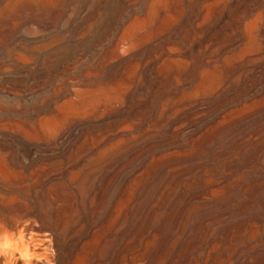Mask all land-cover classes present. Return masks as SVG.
Masks as SVG:
<instances>
[{"label":"bare ground","instance_id":"1","mask_svg":"<svg viewBox=\"0 0 264 264\" xmlns=\"http://www.w3.org/2000/svg\"><path fill=\"white\" fill-rule=\"evenodd\" d=\"M107 1L14 35L0 264H264V5Z\"/></svg>","mask_w":264,"mask_h":264},{"label":"rangeland","instance_id":"2","mask_svg":"<svg viewBox=\"0 0 264 264\" xmlns=\"http://www.w3.org/2000/svg\"><path fill=\"white\" fill-rule=\"evenodd\" d=\"M83 1L84 0H29L28 2H24V1L20 2L18 6L12 9V11L10 9H7L3 2H0V56L3 54L0 57V71H1V68L7 69V68L17 65V62L13 59L14 53L15 52L23 53L25 51V48L27 47V45L24 42L23 43L21 42L19 44L16 41H14V35L16 32L23 31V32H38V33L42 32L43 33V32L48 31L51 34L58 33L59 31L62 30V27H60L56 23L55 20L57 19L59 20L61 17L62 18L67 17L68 13L72 15L80 16V17L82 13H84L82 17L85 16L86 14L84 18H86L87 20L84 21V23L81 25V27L77 29V31L79 29H81L79 31H82L83 29V31L89 30L88 32L89 35L95 33L99 29V26L97 24H94L92 26L90 25V27L88 26L89 23L92 21V18L95 17L96 15V13H94L95 10L91 9L94 5L93 0L92 1L88 0L86 5L83 4ZM245 1L246 2L248 1L247 6H245L244 10L243 9L240 10V12L238 13L239 16L247 15L249 9H252L255 7L257 9H260L264 5L263 4L264 0H250V1L245 0ZM116 5H117V0L107 1L105 4H102L103 13L101 14V16H104V15H107L113 12L116 8ZM191 28L194 30L193 27ZM7 86H8L10 95L8 93H0V106H3L7 103V98L16 99L15 98V93H16L15 88L12 86H9V84H7ZM6 113L7 114H0V125L2 126L8 125V123L15 121V118H16L15 114L11 112H6ZM65 225L66 224L60 226V229H59L60 231H58V234L61 240H64L66 236L68 235V232H67L68 228H66L67 226L65 227ZM66 229L67 231L65 232ZM64 232L67 234H65ZM89 246H91V244ZM83 249H81L82 251L81 250L78 251L80 254H78L77 252L75 259H74V264H88L90 260H93L94 258H97V256L100 255V252L98 251L99 247L96 249L88 248V247L83 248ZM83 251H85L88 255L87 254L84 255L85 252ZM84 256H86L87 258ZM88 256L90 258H88ZM79 257L82 258L83 260L80 259Z\"/></svg>","mask_w":264,"mask_h":264}]
</instances>
